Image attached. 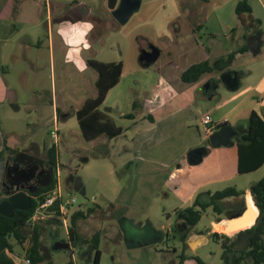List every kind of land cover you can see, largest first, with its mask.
<instances>
[{"label":"rangeland","instance_id":"rangeland-1","mask_svg":"<svg viewBox=\"0 0 264 264\" xmlns=\"http://www.w3.org/2000/svg\"><path fill=\"white\" fill-rule=\"evenodd\" d=\"M83 1L93 5L97 13L107 15L106 0ZM241 1L244 0H142L140 9L125 25L107 15L114 24L90 49H82L81 60L123 62L120 83L110 90L100 110L125 132L114 139L102 136L90 142L82 136L76 112L87 99L97 95V71L84 67L73 55V46L61 33L60 23L48 27L45 22L38 31L22 25L23 20L46 18L47 10L53 20L62 17L72 0H28L18 4L12 19L0 21V38H9L20 29L23 33L13 41L2 42L4 60L12 71L8 82L14 90V95L0 103L3 133L11 147L28 150L25 154L37 157L45 167L46 151L56 145L60 158L57 181L64 199H77L74 211L94 210L79 221V233L85 238L101 234L100 264H171L176 259L175 253L169 254L181 243L176 212L183 210L191 182L203 181L204 170L206 175L217 170L209 159L196 165L189 162V152L213 149L209 139H204L202 118L206 112H211L215 120L224 114L235 118L239 115L236 112L249 108L251 98H246L250 86L264 71V0H245L252 13L238 15L236 8ZM163 6L165 12H161ZM32 30L39 32L40 45H33L26 36ZM258 34L263 39L259 54H238L232 62L228 61L232 52L248 46L249 37ZM151 46L158 48L160 57L147 66L140 62V56ZM16 55L17 58L10 57ZM205 60L214 69L212 98L207 96L206 84H200L195 103L186 110L159 123L143 118L186 90L190 85L181 80L183 72ZM226 72L245 74L237 91H229L222 82ZM224 101H228L226 106L215 109ZM262 112L264 116V107ZM129 113H134L136 120L124 118ZM248 123L249 120L244 121L245 128ZM52 132L57 133V139L52 138ZM6 158L0 160V179L3 178L8 191L36 183L38 166L11 162L6 167ZM230 162L227 180L210 189L235 187L247 192L264 177V166L254 173L238 174ZM72 179L86 189L85 196L69 186ZM247 202L251 216L246 225L250 226L257 210L250 196ZM235 204L225 202L221 216L208 209L201 222L189 231L193 235L203 231L211 236L214 229L236 238V231L242 227L226 229V212ZM163 226L167 230L173 226L175 235L170 233L168 240L157 247L148 245L152 234L165 232ZM57 240L69 242L68 231L60 219L44 233L43 251L48 248L50 259L40 264H91L89 246L55 251ZM196 243L200 246L203 240ZM185 251L192 254L188 246ZM222 254L221 245L212 238L195 253L205 264H222ZM13 259L17 264H29L21 247H15Z\"/></svg>","mask_w":264,"mask_h":264},{"label":"trees","instance_id":"trees-1","mask_svg":"<svg viewBox=\"0 0 264 264\" xmlns=\"http://www.w3.org/2000/svg\"><path fill=\"white\" fill-rule=\"evenodd\" d=\"M108 2L110 9H116L119 0H108ZM236 12L238 15L244 13L251 14L252 7L244 0L238 3ZM243 53H250L248 46L232 52L229 55L228 61L232 62L238 54ZM88 66L98 73V78L95 83L97 95L94 98L87 99L82 108L76 112L82 136L88 142L102 136L114 139L123 135L125 129L118 126L107 114L103 113L100 107L105 102L110 90L120 83L124 71V64L123 62H101L91 59L88 61ZM213 72L214 69L211 62L205 60L198 64H193L185 70L181 76V80L186 84H196L205 77L213 74ZM133 108H137L136 103L133 104ZM124 118L135 119V114H126ZM148 119L152 122L154 120L152 117H148ZM226 125L227 123L217 126L216 130ZM234 145L237 148L239 174L255 172L264 165V120L257 112H252L248 127ZM17 152L5 140L3 148L0 151V159H5L7 155H12ZM46 153L48 165L53 171L51 181L48 186L40 188L37 192L30 193L32 196V208L29 211H17L15 217L11 219L0 214V264H17L13 259L16 246L21 247L26 252V257L30 264L45 262L43 236L46 229L58 221V204L50 210L55 211L53 217L38 220L30 225H28V222L34 216L37 204L49 197L58 183L57 172L60 170V158L56 145L47 149ZM61 166L64 165L61 163ZM1 191L2 189L0 188V193ZM250 192L259 215L252 227L237 233L236 239H241L244 234L249 235L250 249L238 254L233 259V264H264V177L251 186ZM204 195L210 197L209 202L205 204L201 202V196ZM244 196L245 192L239 191L234 187L217 191L213 194L205 193L196 199L192 207L177 212V215L179 218L184 219L190 227H195L201 222L208 209L211 208L221 216L224 212L222 206L225 202L234 199L236 202L234 207H236L244 201ZM93 212L94 210L92 209L86 212L79 209L70 216L68 239L71 246H89V259L91 264H100L101 234L96 233L91 238H85L79 233V221L86 219ZM231 214L235 213L233 212ZM256 215L257 213L252 214L253 220L256 218ZM212 238L214 241L222 244L224 249L222 254L223 264H231L230 260L233 251L230 248V243L233 239L228 235L219 233H214ZM196 260L202 264L199 259ZM48 263L51 264V262Z\"/></svg>","mask_w":264,"mask_h":264},{"label":"crops","instance_id":"crops-1","mask_svg":"<svg viewBox=\"0 0 264 264\" xmlns=\"http://www.w3.org/2000/svg\"><path fill=\"white\" fill-rule=\"evenodd\" d=\"M26 1H28V0H2L0 2V21L12 19L15 16V14H17L16 11H18V4L26 2ZM36 2L38 3V1H36ZM119 2H120V0H119ZM118 5H119V3H118ZM164 7L165 6L162 7L163 10L161 12L166 11ZM37 8L39 10L41 9L39 3L37 4ZM114 10L115 9H110L109 2H108V0H106V13H107V15L112 17ZM66 12L67 13L64 14V16H62V17L60 16V17L56 18L55 20H53L51 14H50V11L47 10V17L46 18H43V16H42V18L40 20H36L33 22H30L28 20H23L22 25H26V27H29V28L34 27L38 31L39 27L43 26L45 24V22L48 25V27H51L54 24V22L60 23L61 33L64 35L66 41H68V43H70L73 46V49H74V50H72L73 55L77 56L76 57L77 60L80 63L83 62L84 67H86V65L88 66V61L91 60L92 58L87 59L86 62L82 61L81 60L82 49L83 50L84 49H90L92 47V45H94V43L99 41L102 38V36L108 32L110 26H112L114 24V22L111 21L107 15L103 16L102 14L97 13V11L93 5H91L88 2L83 1V0H72V4L70 5V8ZM113 18H114V16H113ZM114 20H115V22H117L115 18H114ZM165 25H166V23H165ZM37 31H35V33H34V31L32 30V32L25 33L26 36L31 38V40L33 41V45H40V43H41V38L38 37L39 32H37ZM22 34H23L22 30L20 29L16 33H14L13 36H10L9 38H7V37L6 38H4V37L0 38V103H3L4 101L7 100L8 97L14 95V90H12V86L8 82V78H9L8 76L12 75L11 74L12 71L10 70L7 62H5V60H4L5 59L4 50H3L4 46H3L2 42L8 43L9 41H13L14 38L17 39L18 37L22 36ZM258 35H260V34H258ZM261 39H262V36H261ZM262 45H263V39H262L261 48H262ZM244 47L245 46H242L240 49H243ZM72 51H71V53H72ZM246 54H248V53H246ZM10 57H13V59H14V58H17V55L16 56H10ZM120 62H122V61H120ZM238 74L240 76V86H242L241 79H242V77H245V74L242 72H238ZM200 84L201 85L206 84L207 96L209 98H212L211 91H214V89H215V77L213 76V74L205 77L203 80H201L200 82H198L196 84H189L190 86L186 90L178 93L174 98L166 101L163 105L158 107L155 111H153L152 113L148 114L147 116H145L143 118L148 119V117H152L154 119L153 122L148 119L151 123H159V122H162V121L174 116L176 113H178L180 111L186 110L187 108H189L190 106H192L195 103V92L200 87ZM248 95H249V97H247L246 99L251 98V103H250L251 106L244 111L236 112L239 115L235 118L231 117L229 119L227 117V114H224L223 116H221V118L215 120L213 118L211 112H206L205 115H208V114L211 115L213 122H214V125H216V126L227 123L228 126H231V127L235 128L237 131H239L240 137H241V135L246 130V128L244 126V121L249 120L252 112H254V111L257 112L261 116V118L264 120V116H263V112H262V108L264 107V71L262 72L261 76L259 77V80H257L252 86H250ZM226 104H228V101H224L221 104L218 103L215 106V109H217V110L222 109L224 106H226ZM56 112L58 114L59 110L57 109ZM55 116L58 119V115H56V113H55ZM136 118H137V116L135 115V119H132V120H136ZM217 130H219V129H217ZM217 130H215V131H217ZM204 139H209V137L206 135V133H205ZM5 140H7V137L3 133V130H2L1 125H0V151L3 148ZM8 145L11 147L10 141H8ZM11 148L19 151L16 148H13V147H11ZM207 150H208V148H207ZM27 151L28 150H24L23 152L27 153ZM19 152H22V151H19ZM208 159L214 161L213 164L216 165L217 170L214 174H209V175H206V170H204L203 171L204 172L203 173V176H204L203 181L198 182V183H192L191 182L190 185L192 188L187 189L185 196H184V201H183V206H182L183 210L192 207L194 205L196 199L202 194H205V193H212L213 194L217 191L224 190V189L212 190V189H210V187L213 185L219 184L223 180H227L226 168L228 166L227 164L231 163L230 161H232L233 165L235 166V171H237V173H238V154H237V148L235 147V145L230 147V148L221 147L218 149L213 148L211 150H208V153L203 158V161L208 160ZM0 160H3V159H0ZM179 167H180V165H179ZM252 173H254V172H252ZM2 179H0V183H1ZM228 188H230V187H228ZM225 189H227V188H225ZM239 191H242V190H239ZM243 192H245V191H243ZM248 196L251 197L252 203H253L254 207L256 208L254 201H253V198L251 196L250 188L247 190V192H245L244 202H243L244 204H245V201H247ZM209 198L210 197L208 195L201 196V202L203 204L208 203ZM227 202H234V199H230ZM243 209H244V205L243 206L240 205V207H238L234 211V213H239ZM256 210H257V215L255 218V221L259 215L257 208H256ZM177 212H176V215H177ZM231 215H233V214L227 215L226 220L229 219V217ZM219 220L221 221L220 218H219ZM255 221H254V224H255ZM214 225H215V222H213V226ZM247 227H249V226L246 225L244 228L243 227L242 228L245 229ZM172 228H173V226L171 227V229L167 230L163 226V230H165V232L164 231L163 232H157L156 231L155 235L152 234L151 235L152 239L151 240L149 239L148 245L157 247L160 245V243H163L165 240H168L170 233H172ZM189 230H190V227H189ZM189 230H188V234H187V238H186V244H187L188 248L192 251V254H187V252H185V254H186L185 257L179 258L177 256V253H175L176 259L173 260L171 262V264H200L196 259H199L202 262V264H205L198 256L195 255V253L201 246H203L204 244H206L209 241V238H212V235L207 236L206 234H204L203 231L197 232L196 234L193 235ZM241 231H244V230H241ZM239 232H236V234ZM214 233H216V231L213 229L212 232H210L209 234H214ZM219 234H221V233H219ZM200 238L205 239V241H203V244L198 246V243H197V247L192 248L190 246V244L192 242H196ZM218 243L221 244L220 242H218ZM161 251H162V249H161ZM171 253L172 252H169L170 255L173 254V253L172 254ZM235 257H234V259H235ZM221 259H222V256H221ZM222 262H223V260H222Z\"/></svg>","mask_w":264,"mask_h":264},{"label":"water","instance_id":"water-1","mask_svg":"<svg viewBox=\"0 0 264 264\" xmlns=\"http://www.w3.org/2000/svg\"><path fill=\"white\" fill-rule=\"evenodd\" d=\"M142 5V0H120L118 7L113 11V16L116 21L125 25L131 16L140 9ZM262 39L260 35H252L248 39V48L250 52L254 55H257L261 51ZM160 57V51L158 48L151 46L150 48L143 50L140 56V62L149 66L155 63ZM222 82L225 84L229 91H237L240 88V76L238 73L226 72L221 77ZM240 138V132L231 126H223L219 130L215 131L209 137V142L212 148L218 149L221 147L230 148ZM208 153L206 148H198L188 153L189 162L192 165L200 164L203 161V158ZM79 188L76 190L82 196L86 195V189L82 187L80 182H77ZM22 189V190H21ZM24 188H17L14 194H9L8 197H0V214L7 218H14L17 211H29L32 208V196L23 190ZM30 193H33L31 191ZM247 214V215H246ZM249 213V204L245 201V210L243 212L235 213L229 217V223L226 229L233 230L239 227H245L246 223L250 218ZM255 221V219H254ZM253 223L245 228L249 229L253 226ZM241 229V230H245ZM240 231V230H238ZM237 232V231H236ZM205 241L204 238H200V241ZM195 245V246H194ZM197 245L196 242H192L190 246L195 248ZM71 243L56 241L53 247L55 251L61 250H70ZM45 259H50L48 248L44 249Z\"/></svg>","mask_w":264,"mask_h":264},{"label":"flooded vegetation","instance_id":"flooded-vegetation-1","mask_svg":"<svg viewBox=\"0 0 264 264\" xmlns=\"http://www.w3.org/2000/svg\"><path fill=\"white\" fill-rule=\"evenodd\" d=\"M5 161L7 163L6 167H8L9 163H11V162H19L26 167H33V166L39 167V173H38V178H37L36 183L34 185H31V186H28V185L27 186H21L22 188H24L23 190L26 191L28 194H30L31 191L37 192L40 188L48 186L50 181H51V176H52L53 171L51 170L50 166L48 165V161H47V167H45L43 165V163L41 162V160H39L37 157H34L32 155H29V154H25L23 152H19V151L15 154L7 155V158ZM4 183L5 182H3V179H2V183L0 184L1 185L0 187L2 189V191L0 193V197L3 196L5 198H7L9 196L8 193L10 195L14 194L16 192V189L12 190V191H8V188ZM68 183L72 189L77 190L79 188L78 183L74 179L69 180ZM21 187H19V188H21ZM240 205L241 206L244 205V207H245V204L242 202L241 204L237 205L236 207H232L230 210H228L226 212V215H229L232 212H234L238 207H240ZM243 211H241V212H243ZM189 227L190 226L187 224V222L184 219H181L178 217V220L176 223V231L179 232V234H180L179 235V242H181V243H180V248H178V246L175 245L172 248L173 252L172 251L171 252L177 253V256L179 258H182L183 256L185 257V255H186L185 254V252H186L185 248L187 247L186 238H187ZM240 231H241V229H240ZM172 233H173V235H175L174 234V228H172ZM220 245L222 247V244H220ZM230 248L233 251V253L231 255L230 263L233 264V259L235 256H237L238 254H240L243 251H248L250 249L249 235L244 234L241 237V239L234 238L232 240V242L230 243ZM222 249H223V247H222ZM223 252H224V249H223Z\"/></svg>","mask_w":264,"mask_h":264},{"label":"built area","instance_id":"built-area-1","mask_svg":"<svg viewBox=\"0 0 264 264\" xmlns=\"http://www.w3.org/2000/svg\"><path fill=\"white\" fill-rule=\"evenodd\" d=\"M202 123L205 129L206 135L210 137V135L214 133L217 127L216 125H214L211 115L209 114L205 115L203 117ZM52 138L53 139L58 138V135L56 132H52ZM76 203H77V199L75 197H72L69 201H66L64 199L61 185L57 183V186L55 187L52 194L49 197H47L44 201H40L37 204L34 216L32 217L31 221L28 222V225L33 224V222H37L38 220L53 217L55 215V211L53 210L50 211V210L54 208L56 204H58L57 212L59 214L57 217L63 222V225L68 231L69 218L76 211V210L74 211ZM27 263H29L28 260H27Z\"/></svg>","mask_w":264,"mask_h":264}]
</instances>
